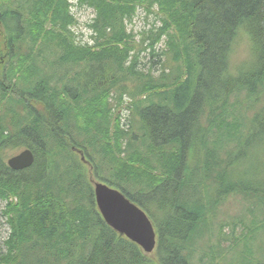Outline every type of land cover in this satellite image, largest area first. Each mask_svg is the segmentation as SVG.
Instances as JSON below:
<instances>
[{"label": "trees", "instance_id": "obj_1", "mask_svg": "<svg viewBox=\"0 0 264 264\" xmlns=\"http://www.w3.org/2000/svg\"><path fill=\"white\" fill-rule=\"evenodd\" d=\"M76 6L94 14L92 44L76 42ZM138 11L159 22L144 50L159 57L164 37L161 55L174 64L159 77L137 70L132 56L127 27ZM1 26L9 36L7 51L0 38V201L9 235L0 264H264V173L252 150L260 154L264 142V0H0ZM241 37L256 54L251 69L232 66ZM21 148L34 163L12 171L7 153ZM94 181L147 214L157 239L150 257L105 224ZM236 196L241 210L215 226ZM207 234L216 240L209 252L198 245Z\"/></svg>", "mask_w": 264, "mask_h": 264}, {"label": "rangeland", "instance_id": "obj_2", "mask_svg": "<svg viewBox=\"0 0 264 264\" xmlns=\"http://www.w3.org/2000/svg\"><path fill=\"white\" fill-rule=\"evenodd\" d=\"M72 13L74 14L76 20L78 21L77 26L75 27V33H76V42L79 44H92L90 40V35H91V30L87 26L88 24L91 23V21L94 18V14L92 11H90L86 7H73L72 8ZM155 26H159V22L156 19L154 14L146 15L143 11H138L137 16L134 18L133 22L128 25L129 32L133 35L132 39V44H133V55L136 56L138 55L139 59L137 62V70L144 71L145 73L148 72L149 69L153 71V75L159 77V73L163 70L164 72L168 73V71H172L170 67H173L172 60H168V56L164 57L162 56V52L166 51V41L164 37L160 40L159 43L155 44L154 50L155 53L159 54L160 56L156 58H152L148 52L149 50H144L146 47H148L149 40L148 34H150L151 29ZM154 29V30H155ZM0 34L1 35V40H2V49H5L7 51V45H6V37L9 36L7 30L1 26L0 27ZM23 46L26 44H22ZM19 50H21L23 53L26 51V49L22 46H18ZM232 66L241 63L244 64L246 68L251 69L255 64H256V54L255 51L253 50L250 42L246 38H240V42L236 46L234 52H232ZM6 59V58H4ZM1 68V64H0ZM134 89V88H133ZM116 90L112 91V95L114 96ZM129 92L132 91V88L128 89ZM127 95L123 96L124 100V105L127 106L128 101L126 98ZM240 100L245 99V93H241L239 98ZM147 101V100H145ZM145 101H142V104H145ZM110 104H114L113 102L109 101ZM234 103V102H233ZM124 108V107H122ZM211 109L204 113V120H205V126L207 124L208 128V117L210 116L211 120ZM242 113L246 116L247 119H251L254 111L250 112V109H243ZM121 116H122V123L123 124H128L127 118L129 117V110L126 108L122 109L121 111ZM137 120V119H136ZM248 127V126H247ZM256 142V140L254 141ZM257 144V143H256ZM258 149L260 154H257L256 152V145L255 148L252 149L254 151V156L258 155V167L260 170L263 171L264 173V142L259 143ZM25 150L24 148L17 149V150H11L10 152L7 153L8 157L7 160L12 157L16 156L20 152ZM103 183L102 181H98ZM105 184V183H104ZM93 189V186H92ZM244 204V201L242 200L241 196H236L234 198L230 197L228 198L225 206L222 205L220 208V214H216L213 218V224L215 226L219 225L221 223V220L225 219L227 216H233L235 215L238 211L241 210L242 206ZM5 206V202L0 201V248H2V251H4L3 248V243L4 241L8 238L9 235V228L7 224L5 223L4 217L1 215V211L3 210ZM225 212V213H224ZM226 233H229V230H225ZM243 233L242 228L239 226L238 229L235 232V235L240 236ZM215 234V233H214ZM216 243L215 238L209 237V235H203L202 238L198 240V245L199 247H202L205 252H209L212 247L215 246L214 244ZM229 243H225V246H228ZM223 245V243H222ZM224 247V245H223ZM208 254V253H206ZM148 257L151 256V254L147 255ZM232 258V257H231ZM206 260V259H205ZM207 260L203 262V264H206Z\"/></svg>", "mask_w": 264, "mask_h": 264}, {"label": "water", "instance_id": "obj_3", "mask_svg": "<svg viewBox=\"0 0 264 264\" xmlns=\"http://www.w3.org/2000/svg\"><path fill=\"white\" fill-rule=\"evenodd\" d=\"M34 160L33 153L26 149L9 158L7 166L12 171H22L30 168ZM92 186L97 210L105 224L119 236L136 244L145 255L151 254L157 239L147 214L117 189L95 181Z\"/></svg>", "mask_w": 264, "mask_h": 264}]
</instances>
